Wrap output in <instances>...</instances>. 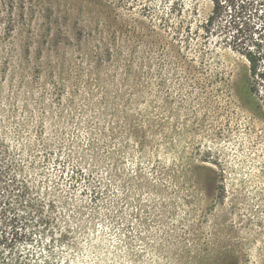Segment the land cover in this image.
<instances>
[{"label":"rangeland","instance_id":"1","mask_svg":"<svg viewBox=\"0 0 264 264\" xmlns=\"http://www.w3.org/2000/svg\"><path fill=\"white\" fill-rule=\"evenodd\" d=\"M171 26L117 0H0L1 185L49 219L51 264H264L244 60Z\"/></svg>","mask_w":264,"mask_h":264},{"label":"trees","instance_id":"2","mask_svg":"<svg viewBox=\"0 0 264 264\" xmlns=\"http://www.w3.org/2000/svg\"><path fill=\"white\" fill-rule=\"evenodd\" d=\"M204 1L206 9L202 17L197 10L200 0H117V4L130 8L150 23L157 19L171 24L175 35L184 31L187 36L198 37L208 50L211 40L217 38L244 60L239 94L260 102L253 112L264 115V0ZM11 27L7 25V33ZM74 27L73 37L78 39L80 27L77 24ZM119 52L114 53L115 57ZM103 55L112 58L109 44L104 43ZM207 169L210 176L215 175L211 168ZM3 174L0 167V264H51L52 244L44 234L49 219L35 215L36 204L22 206L9 200L1 185ZM11 185L15 186L12 181ZM29 194V188L21 187L19 196L29 199Z\"/></svg>","mask_w":264,"mask_h":264}]
</instances>
